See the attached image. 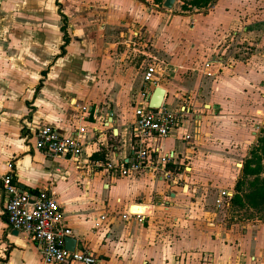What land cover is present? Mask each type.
Instances as JSON below:
<instances>
[{"label": "crops", "instance_id": "0c3cea01", "mask_svg": "<svg viewBox=\"0 0 264 264\" xmlns=\"http://www.w3.org/2000/svg\"><path fill=\"white\" fill-rule=\"evenodd\" d=\"M164 1L93 0L91 18L85 17L99 26L100 35L91 34V40L84 37L82 42L71 39L67 53L58 58L61 30V44L52 47L44 40L43 47L50 52L37 49L34 39L25 49L16 45L15 36L0 34V184L2 175L12 170L22 189L52 187L73 230L70 238L76 239L77 249L97 256V264H264V222L231 219L232 199L226 209L216 203L215 210L201 209L194 194L181 193L170 182L169 194L155 203L138 196L146 190L145 178L138 175L157 177L159 184L167 178L96 171L91 164L49 157L28 143L34 127L52 126L67 136L84 125L91 143L86 155L92 161L127 155L132 148L134 107L144 88V73L152 65L157 72L151 95L161 86L166 90L162 106L175 111L185 105L189 110L182 126L158 141L164 152L174 155L171 170L177 168L176 142L194 114V104L207 95L205 72L212 62L221 63L222 43L230 31L236 34L244 14L258 0H215L207 11L181 8L180 12L182 0H175L170 9ZM55 5L61 9L59 1ZM17 42L26 39L19 37ZM91 48L93 54L88 52ZM74 58L77 64L68 65ZM99 131L106 135L99 138ZM71 171L108 192L96 194L88 180L74 186ZM121 177L129 181L130 190L123 188ZM229 192L233 197L236 191ZM4 201L0 192V264H43L31 236L8 226Z\"/></svg>", "mask_w": 264, "mask_h": 264}, {"label": "rangeland", "instance_id": "374dc122", "mask_svg": "<svg viewBox=\"0 0 264 264\" xmlns=\"http://www.w3.org/2000/svg\"><path fill=\"white\" fill-rule=\"evenodd\" d=\"M57 1L62 4L61 10L67 16L71 39L79 38L82 42L84 37L91 40L94 36L91 34L100 35L99 26L89 22L93 0ZM5 2L0 3V34L15 36L16 45L25 49L27 44L31 45V42H27L31 39H34L37 49H45V41L52 47L57 43L61 44V19L55 0ZM79 2L82 3V8ZM181 8L179 6L177 12ZM210 8L211 6L203 10ZM194 9L196 8L192 7L187 10ZM241 24L236 28V34L232 33L234 30L230 31L222 43L220 53L224 58L221 63L212 62L211 59L212 63L205 72L207 95L203 100L194 102V114L189 116V124L176 142L177 168L172 169L171 175L163 184H159L160 179L157 177L138 175L145 178L146 187L144 192L138 194L139 197L157 203L169 194V183L172 182L179 186L181 193L194 194L197 197V207L215 210L220 190L236 191V181L241 176L244 160L256 145L257 135L264 126V0H258L244 14ZM19 37L26 39V42L18 43ZM78 43L79 40H76L74 48ZM81 45L83 46L82 43ZM57 49L59 53L60 50ZM67 49L69 51L70 47ZM45 50L51 51L47 47ZM93 51V48L88 50L89 54H93ZM80 53L84 55L81 49ZM67 64L75 65L77 61L75 58L68 59ZM119 179L123 188L130 190L129 181L122 177ZM70 181L74 186L87 181L91 184L90 190L95 189L99 195L108 192V189L80 176L76 171L70 172ZM186 186H189L188 190ZM110 193L113 197L116 196L113 190ZM251 212L247 209H233L231 219L236 217L241 222L250 224H256L254 220L264 222V217H252Z\"/></svg>", "mask_w": 264, "mask_h": 264}, {"label": "built area", "instance_id": "2783aa9c", "mask_svg": "<svg viewBox=\"0 0 264 264\" xmlns=\"http://www.w3.org/2000/svg\"><path fill=\"white\" fill-rule=\"evenodd\" d=\"M156 72L151 65L144 73V88L140 101L134 107L132 148L127 155L92 161L90 155H86L91 143L87 138V126L84 125L67 136L52 126L34 127L30 130L28 143L49 157H65L81 166L91 164L96 171L118 173L120 176L141 172L168 178L172 173L169 166L174 155L164 152L158 141L170 137L182 126L185 113L189 110L185 105L175 111L165 106H149L151 86L156 84ZM83 110L89 112L90 109L83 107ZM104 135L103 131L98 132L99 138ZM13 173L11 170L1 177L0 192L5 197L3 215L11 229L29 234L37 243L43 264H97L99 258L90 250L77 249L76 246L73 251L67 248L66 239L73 236V230L65 221L63 208L55 198L52 187L39 191L22 189L15 182ZM231 198L232 193L228 190L220 191L217 207H230ZM127 216L125 214L123 217Z\"/></svg>", "mask_w": 264, "mask_h": 264}, {"label": "trees", "instance_id": "16d2710c", "mask_svg": "<svg viewBox=\"0 0 264 264\" xmlns=\"http://www.w3.org/2000/svg\"><path fill=\"white\" fill-rule=\"evenodd\" d=\"M183 9L198 8L204 9L213 4L215 0H182ZM155 3L162 4L163 0H154ZM60 6L59 3H57ZM61 18L60 30L63 34V43L60 47V54L56 57H62L67 53L66 47L71 41L68 31L67 16L58 9ZM43 75L46 71L42 72ZM42 84V83H41ZM39 85V87L41 86ZM236 192L233 195V209H247L253 212L252 217L259 219L264 217V126L257 135V143L245 158L241 169V176L236 181ZM251 212V213H252Z\"/></svg>", "mask_w": 264, "mask_h": 264}, {"label": "water", "instance_id": "95a60500", "mask_svg": "<svg viewBox=\"0 0 264 264\" xmlns=\"http://www.w3.org/2000/svg\"><path fill=\"white\" fill-rule=\"evenodd\" d=\"M174 2L175 0H165L164 6L170 9L172 8ZM165 94H166V90L163 87L161 86L156 87L153 94L150 97L149 106L153 108L161 107L164 102ZM76 242H77L76 239L68 237L66 239L67 248L73 251L75 249Z\"/></svg>", "mask_w": 264, "mask_h": 264}, {"label": "bare ground", "instance_id": "6f19581e", "mask_svg": "<svg viewBox=\"0 0 264 264\" xmlns=\"http://www.w3.org/2000/svg\"><path fill=\"white\" fill-rule=\"evenodd\" d=\"M146 211H147V212H150V211H151L150 206H149L148 208H146Z\"/></svg>", "mask_w": 264, "mask_h": 264}]
</instances>
